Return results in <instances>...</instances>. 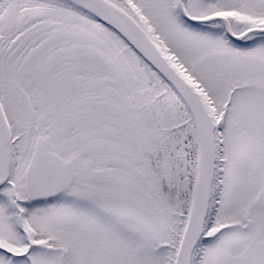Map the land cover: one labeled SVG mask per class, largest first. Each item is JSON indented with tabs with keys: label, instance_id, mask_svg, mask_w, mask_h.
Wrapping results in <instances>:
<instances>
[{
	"label": "snow or ice",
	"instance_id": "1",
	"mask_svg": "<svg viewBox=\"0 0 264 264\" xmlns=\"http://www.w3.org/2000/svg\"><path fill=\"white\" fill-rule=\"evenodd\" d=\"M0 264H264V0H0Z\"/></svg>",
	"mask_w": 264,
	"mask_h": 264
}]
</instances>
